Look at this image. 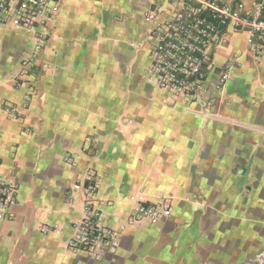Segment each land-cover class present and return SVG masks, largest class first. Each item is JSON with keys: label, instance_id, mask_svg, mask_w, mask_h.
Listing matches in <instances>:
<instances>
[{"label": "crops", "instance_id": "1", "mask_svg": "<svg viewBox=\"0 0 264 264\" xmlns=\"http://www.w3.org/2000/svg\"><path fill=\"white\" fill-rule=\"evenodd\" d=\"M181 7L62 0L27 76L37 30L0 26V177L14 187L0 264H251L264 250V40L228 30L197 93L160 90L145 75L149 32ZM88 172L100 222L120 236L96 256L68 246ZM163 197L168 215L127 221Z\"/></svg>", "mask_w": 264, "mask_h": 264}, {"label": "built area", "instance_id": "2", "mask_svg": "<svg viewBox=\"0 0 264 264\" xmlns=\"http://www.w3.org/2000/svg\"><path fill=\"white\" fill-rule=\"evenodd\" d=\"M62 0H0V26L36 29L30 51L22 53L18 76H27L35 64L45 40L42 29L54 18ZM182 5L169 18L154 23L149 36V59L145 75L149 83L158 89L177 95L195 94L204 78L205 69L213 65V51L227 41V31H243L251 37L264 40V0H168ZM149 17H152L149 15ZM255 56L262 52V44H253ZM230 65L220 73L214 84L222 89L230 78ZM75 189L83 188L87 197L84 215L75 223V235L68 240L73 251L82 250L96 256L105 250L114 251L119 244L117 232L102 226L101 213L93 206L97 181L88 172L84 185L75 183ZM14 204V187L0 177V220L10 218ZM170 206L162 198L158 206L135 204L130 210L129 223H155L169 214ZM43 232L58 228L42 227ZM251 264H264V250L258 252Z\"/></svg>", "mask_w": 264, "mask_h": 264}]
</instances>
